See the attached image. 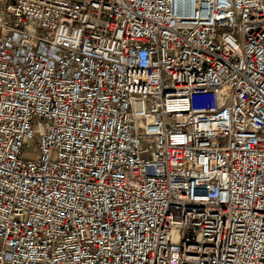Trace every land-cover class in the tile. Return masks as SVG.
<instances>
[{"label":"built area","instance_id":"built-area-1","mask_svg":"<svg viewBox=\"0 0 264 264\" xmlns=\"http://www.w3.org/2000/svg\"><path fill=\"white\" fill-rule=\"evenodd\" d=\"M0 264H264V0H2Z\"/></svg>","mask_w":264,"mask_h":264},{"label":"rangeland","instance_id":"rangeland-1","mask_svg":"<svg viewBox=\"0 0 264 264\" xmlns=\"http://www.w3.org/2000/svg\"><path fill=\"white\" fill-rule=\"evenodd\" d=\"M1 6H2V0H0V9H1ZM27 150H28V152H30L27 155L32 154L33 143L27 145Z\"/></svg>","mask_w":264,"mask_h":264}]
</instances>
